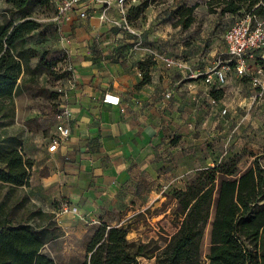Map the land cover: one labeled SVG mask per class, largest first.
Returning <instances> with one entry per match:
<instances>
[{
    "label": "crops",
    "instance_id": "0c3cea01",
    "mask_svg": "<svg viewBox=\"0 0 264 264\" xmlns=\"http://www.w3.org/2000/svg\"><path fill=\"white\" fill-rule=\"evenodd\" d=\"M123 10L119 0L86 1L60 19L65 64L71 68L61 106L37 120L45 137L31 141V148L21 139L32 168L29 185L17 189L38 211L54 216L62 230L57 240L81 242L73 264L84 261L85 244L100 224L127 227L131 241L133 223L164 216L174 225L171 239L178 228L170 195L184 190L196 171L221 161L210 164L191 146L204 143L211 131L220 135L217 127L235 120V102L226 98L242 92L204 82L201 74L210 62L195 64V44L187 47L177 39L180 27L173 26L163 5L149 6L140 18L146 23L137 28L128 26ZM171 45L185 49L193 62L182 69L167 67ZM108 93L118 95L121 104L104 103ZM59 124L69 129L68 136H60ZM55 138L57 149L49 151ZM166 201L174 204L172 211ZM63 203L76 212L62 213ZM65 253L53 249L50 254L58 264H70L61 260L71 256Z\"/></svg>",
    "mask_w": 264,
    "mask_h": 264
},
{
    "label": "trees",
    "instance_id": "16d2710c",
    "mask_svg": "<svg viewBox=\"0 0 264 264\" xmlns=\"http://www.w3.org/2000/svg\"><path fill=\"white\" fill-rule=\"evenodd\" d=\"M160 1L139 0L138 4L130 5L128 20L131 16L140 19L149 6L159 5ZM0 2L18 17L0 20V112L5 113L18 92L25 66L35 56L34 50L26 47L27 37L41 26L34 10L55 6L51 0ZM197 7L196 4L177 7L173 26L189 29ZM207 7L212 14L237 15L244 11L252 18L264 20V0H208ZM255 56L264 71L261 52ZM47 64L51 67L55 62ZM63 78L64 85L69 74ZM147 80L145 73L144 81ZM238 164V155L222 159L196 171L184 190L172 192L170 198L176 202L174 224L178 230L163 248L151 249L148 244L129 241L127 227L100 224L85 244L86 256L81 264H141V257H154L156 264H264V166L257 159L245 170H240ZM31 168L32 163L23 154L21 139L1 136L0 184L15 189L28 186ZM34 215L40 216L44 223L11 221L0 208V264H58L43 250L61 237L62 230L53 215L41 211ZM209 226L210 246L205 261L201 245Z\"/></svg>",
    "mask_w": 264,
    "mask_h": 264
},
{
    "label": "rangeland",
    "instance_id": "374dc122",
    "mask_svg": "<svg viewBox=\"0 0 264 264\" xmlns=\"http://www.w3.org/2000/svg\"><path fill=\"white\" fill-rule=\"evenodd\" d=\"M190 2L198 5L194 13L195 21L189 29L180 27L175 34L180 42L187 44V47L191 41L195 44L192 52L195 53V60H198L194 61L196 65L201 64L203 60L210 62L206 72L221 66L223 60L228 59L224 36L232 26L241 21H248L252 24L260 22L264 25V20L252 18L244 11L237 15L223 16L210 13L207 0H190ZM138 3L139 1L130 0L129 3L122 5L125 22L134 28L141 27L146 23L133 18L134 16H131L130 20L127 18L130 5ZM159 5L166 8L169 12V19L175 22L173 12L180 5L176 4L175 0H161ZM34 17L41 26L27 37L26 47L34 50L35 56L24 68V73L19 81L20 87L13 103L7 105L8 111L0 112V137L3 135L19 137L22 141L28 142V148L34 146L31 141L46 136V132H43L37 125V120L47 119L59 110L64 92L63 80L65 78L63 76L68 73L66 64L63 62L65 54L64 48H62L63 34L60 31V19H58L56 8L52 6L49 8L38 7L34 10ZM5 18L8 20L18 19L17 15L8 10V6L4 2H0V20ZM169 48L174 54L170 58L181 64V66L174 67L175 69H182L186 64L193 62L194 58L183 54L185 49L176 47V45H171ZM257 58L255 56L251 58L252 62L249 64L247 62L248 75L246 76L242 77L230 69L227 82L223 85L224 88L230 90H236L239 87L242 90L239 95L232 91L226 98V100L230 99L235 102V120L230 121L225 129L217 127V130L220 129V135H214L211 131L208 133L210 137H207L204 143H196L191 146L195 149V153L199 154L204 161L207 158L210 164L238 155L240 170L247 169L255 159L264 166V89L256 88L252 81V77L259 68ZM52 62H55V65L48 67L47 63ZM231 73L241 78V85L237 79L231 78ZM201 77L203 78L202 75ZM4 114H7L6 117ZM226 119L228 121V118ZM166 206L172 211L174 204L168 202ZM0 208H2L3 215L9 216L10 220L14 222L29 221L34 224L43 222L40 216L34 215L38 209L27 201L26 193L22 189L0 184ZM148 218L149 221L140 222L138 226L133 223L129 239L135 243L148 244L151 249L156 246L163 247L170 235L174 233L171 218H164V216L156 217L154 220L151 219V216ZM209 246V232L206 231L201 245V256L205 261ZM53 249L57 252H64V254L71 252L70 257L61 255V260L73 264L75 255H78L83 246L76 238H63L48 244L43 251L51 256L50 253L53 252ZM139 260L141 264H156L154 257H141ZM56 262L58 261L56 260Z\"/></svg>",
    "mask_w": 264,
    "mask_h": 264
},
{
    "label": "built area",
    "instance_id": "2783aa9c",
    "mask_svg": "<svg viewBox=\"0 0 264 264\" xmlns=\"http://www.w3.org/2000/svg\"><path fill=\"white\" fill-rule=\"evenodd\" d=\"M95 2V0H51L55 6L58 19H61L71 9L83 4L84 2ZM123 5L125 0H119ZM86 14H82L85 16ZM123 15L125 12L123 10ZM224 41L227 46L228 59L223 60L222 65L202 73L204 81L207 85L214 87H221L227 82L228 71L232 69L240 76L248 75L247 62L255 57L257 52H261L264 57V25L260 22L251 23L248 21H241L232 26L225 34ZM167 67H178L180 63L170 57L164 58ZM68 73H71V68H66ZM256 74L252 77L253 84L256 88L264 89V71L259 67ZM103 102L112 106H119L121 98L118 95L108 93L104 96ZM57 132L61 137H66L69 134V129L62 124L57 125ZM59 139L55 138L49 146V151L57 149ZM76 212L68 203H63L61 212Z\"/></svg>",
    "mask_w": 264,
    "mask_h": 264
}]
</instances>
